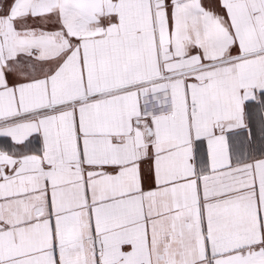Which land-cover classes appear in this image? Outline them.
Wrapping results in <instances>:
<instances>
[{
  "label": "snow or ice",
  "instance_id": "1",
  "mask_svg": "<svg viewBox=\"0 0 264 264\" xmlns=\"http://www.w3.org/2000/svg\"><path fill=\"white\" fill-rule=\"evenodd\" d=\"M0 264H264V0H0Z\"/></svg>",
  "mask_w": 264,
  "mask_h": 264
}]
</instances>
